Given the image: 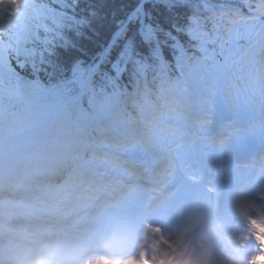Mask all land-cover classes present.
I'll return each instance as SVG.
<instances>
[{
	"label": "trees",
	"instance_id": "trees-1",
	"mask_svg": "<svg viewBox=\"0 0 264 264\" xmlns=\"http://www.w3.org/2000/svg\"><path fill=\"white\" fill-rule=\"evenodd\" d=\"M32 1L39 5L27 10L26 15L34 26L20 38V43L22 47L34 48L35 54L11 50L12 68L24 81L41 89L45 86V96H56L66 85L71 86L73 94H88L78 81L97 63L101 72L115 74L120 70L116 63L121 59L139 58V63H134L139 69L129 70L121 80L120 85L126 88L142 76L143 68L158 64L161 49L171 51L175 42L193 47L192 30L211 22L220 12L217 4H235L239 0H145V10L134 19L128 17L141 0ZM5 32L6 24L1 18L0 35ZM110 41L113 47L101 61ZM163 56L169 61L167 53ZM147 71L148 67L144 72Z\"/></svg>",
	"mask_w": 264,
	"mask_h": 264
},
{
	"label": "rangeland",
	"instance_id": "rangeland-1",
	"mask_svg": "<svg viewBox=\"0 0 264 264\" xmlns=\"http://www.w3.org/2000/svg\"><path fill=\"white\" fill-rule=\"evenodd\" d=\"M12 5L10 4H3L2 9L4 11H8V9H11ZM113 45L106 49L104 53L107 54L108 51L112 49ZM7 50V47L4 43L0 44V116H7L9 119L11 112H13V115L19 110L18 106L20 103V99H18L13 90L9 89L8 86H6L5 82L10 80L9 75V69L7 68L5 64V51ZM210 56V58H208ZM228 54H224L223 58L216 59L212 57V54H208L207 57L205 55L198 57V56H192L190 55H184L182 58L183 61V67L186 71V73L183 75V79H180L176 83H174V86H165L163 88L164 92L168 94V101H174L175 98L180 100V105H184L186 103L188 106H195L201 107V104L195 103L194 98L200 95V92H198V87L206 89L209 94H212V85L217 86L220 89H224L228 86H226V81L228 80L226 77H230L237 74H230L229 71L226 70L227 62L226 60ZM105 54H102L101 61L104 59ZM213 59V61H211ZM258 59L254 56L253 61L256 62ZM257 63V62H256ZM263 66H264V59H263ZM138 70L139 65L134 64L131 68V70ZM95 70V69H94ZM90 70L87 76L91 73ZM235 72V70H232ZM105 73V72H102ZM239 76V75H238ZM105 78V75L103 76ZM253 79L251 83H247V91L248 93H242L237 98L233 99L232 101H237L235 104L238 105V102H240V110L237 112H233L236 114H241L242 112H245L246 108L250 105L252 106L255 104L254 101H251V95L256 94L257 98L263 97L264 92L263 86L264 83L261 81V79H264V70L260 74H254ZM88 79L90 76L87 77ZM86 78V79H87ZM90 80H87L85 82H89ZM259 82L261 85H259ZM255 83V84H254ZM199 85V86H198ZM94 88V87H92ZM173 93V95H171ZM172 98V100H170ZM260 100V99H258ZM249 103V104H248ZM112 105V106H111ZM108 106V107H107ZM203 106V105H202ZM233 104L226 103L225 108H231L233 109ZM108 108V109H107ZM235 108V107H234ZM236 108V109H239ZM193 112V111H192ZM53 113V111H48V117ZM194 113V112H193ZM251 113L249 112L248 115ZM58 115V114H57ZM12 116V115H11ZM23 118L21 121V124L18 126H15L13 129L8 127L7 125L2 127L4 130H7L3 134H0V152L3 154V157L0 159V164L2 165V168L6 167V164H12L14 161L13 157H9L8 160H5V152L10 151L13 145L15 143H18L20 138L21 140L27 136L30 131L32 135L38 131V129L30 130V128L34 126H38L41 124L42 118L40 116L34 115L32 112H27L26 114H22ZM103 116H108L112 118V122H114L116 125L124 126L128 128L129 133H136L139 138H142L144 140H149L148 136L142 134V132H137L135 127V121L136 119L132 116H128L122 109H120L117 106H114L112 104L111 100L105 101L101 107H99L95 112L91 115H85L82 112L80 113L79 120L76 124V129L81 132V134H84L86 131V124L90 122H100ZM58 117V116H57ZM54 115H51L49 117V120L47 123L52 127L54 130L53 133L57 131H62L66 133V136L68 137L72 132H70L68 129L72 127V123L69 122L67 119L69 117V113L67 110H65L64 114L59 116V119ZM64 117V118H63ZM68 121V122H67ZM124 122V124H122ZM70 124V126H68ZM66 130V131H64ZM49 135V134H47ZM57 134H50V136H44L41 138V140L35 138L34 136L31 137V140L35 142L34 146L40 147L38 157L41 160L40 156L41 154H44L42 161V166H45L46 157L47 155L46 151L50 154H52V150L57 149V145H60L57 140ZM45 140H47L46 146ZM42 141V143H41ZM63 141V140H62ZM91 142V141H90ZM150 142H153L150 140ZM149 142V144H150ZM64 143V142H63ZM45 144V145H44ZM47 147V149H46ZM60 149V147H59ZM58 149V151H59ZM15 151V150H13ZM16 152V151H15ZM17 153V152H16ZM58 153V152H57ZM49 159L47 158V161ZM9 171V167H7ZM44 168L42 167V170ZM260 264H264V262L260 261Z\"/></svg>",
	"mask_w": 264,
	"mask_h": 264
},
{
	"label": "snow or ice",
	"instance_id": "snow-or-ice-1",
	"mask_svg": "<svg viewBox=\"0 0 264 264\" xmlns=\"http://www.w3.org/2000/svg\"><path fill=\"white\" fill-rule=\"evenodd\" d=\"M82 260L95 264L108 258L84 259V241L47 218L23 229L6 223L0 207V264H81Z\"/></svg>",
	"mask_w": 264,
	"mask_h": 264
},
{
	"label": "bare ground",
	"instance_id": "bare-ground-1",
	"mask_svg": "<svg viewBox=\"0 0 264 264\" xmlns=\"http://www.w3.org/2000/svg\"><path fill=\"white\" fill-rule=\"evenodd\" d=\"M253 139V138H252ZM252 139H250V141H248V143H246V145H244V146H239L240 148H242V149H245L246 147H249V145L251 144V142H252ZM122 142V141H121ZM23 145H21L20 147H22ZM46 146H47V144H46ZM127 148H129V147H127ZM175 151H176V153H173V155H171V156H174V154L175 155H177V154H180L181 153V151H180V149L179 148H176L175 149ZM168 152L167 151H165V154H167ZM26 153H24V156H23V159L26 157ZM31 159V157L30 156H27L26 157V160H30ZM54 161V159L52 158V157H50V160L49 161H46L45 163L47 164V163H49V162H53ZM19 163V162H18ZM24 166H26V164L24 163ZM55 166V165H54ZM54 166H52V168L51 169H48V168H46L44 165H43V168L46 170L47 169V174H49V173H52V169H58V165H56L55 166V168H54ZM21 167H22V165H21ZM14 169H15V171H14ZM2 172V171H1ZM19 172H20V169H18V168H16V167H10V169H9V172H8V174H7V172H4V177L5 178H9V176H13V175H16V176H14L12 179H16L20 174H19ZM7 174V175H6ZM19 174V175H18ZM11 181V180H10ZM3 182H6L7 183V181H5L4 179H3ZM12 182V181H11ZM12 183H14V182H12ZM0 188H1V186H0ZM248 195H249V193H244V194H242L241 195V198H242V200H244L245 202H239V205H243L244 204V206L243 207H240V209L241 210H247V211H249V205H250V203H249V198H248ZM256 219L257 220H259V218H250V221L253 223L254 221H256ZM256 223H257V221H256Z\"/></svg>",
	"mask_w": 264,
	"mask_h": 264
},
{
	"label": "clouds",
	"instance_id": "clouds-1",
	"mask_svg": "<svg viewBox=\"0 0 264 264\" xmlns=\"http://www.w3.org/2000/svg\"><path fill=\"white\" fill-rule=\"evenodd\" d=\"M95 264H111L110 261H96Z\"/></svg>",
	"mask_w": 264,
	"mask_h": 264
}]
</instances>
